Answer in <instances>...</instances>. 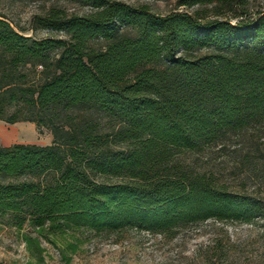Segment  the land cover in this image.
Returning <instances> with one entry per match:
<instances>
[{
    "label": "trees",
    "instance_id": "obj_1",
    "mask_svg": "<svg viewBox=\"0 0 264 264\" xmlns=\"http://www.w3.org/2000/svg\"><path fill=\"white\" fill-rule=\"evenodd\" d=\"M64 1L91 11L51 5L28 30L66 39L27 36L0 13V120L53 135L47 146L0 141V216L41 235H171L198 221L264 218V191L230 190L180 157L264 126V12L251 17L250 0H165L175 2L166 15ZM25 241L40 250L38 238Z\"/></svg>",
    "mask_w": 264,
    "mask_h": 264
},
{
    "label": "rangeland",
    "instance_id": "obj_2",
    "mask_svg": "<svg viewBox=\"0 0 264 264\" xmlns=\"http://www.w3.org/2000/svg\"><path fill=\"white\" fill-rule=\"evenodd\" d=\"M132 6L147 5L152 12L166 15L174 1L115 0ZM51 5L65 7L79 15L91 11L64 0H0V13L12 17L27 36L37 39L63 38L64 32L38 28L29 31L33 14ZM195 8H180L192 13ZM251 17L264 12V0H250ZM234 21V20H232ZM3 146L15 144L51 145L53 135L34 123L7 124L0 120ZM185 167L214 174L219 183L237 192H263L264 126L245 134L230 135L197 152L180 154ZM41 235L25 225L16 228L8 216H0V264H264V218L250 223L209 219L186 224L171 235L151 233L133 227L118 232L98 233L87 228H66L65 234ZM38 238L40 250L25 237ZM73 245L75 248H72Z\"/></svg>",
    "mask_w": 264,
    "mask_h": 264
}]
</instances>
